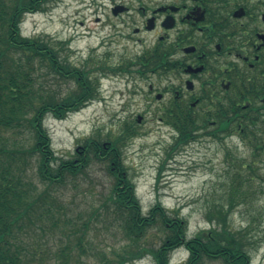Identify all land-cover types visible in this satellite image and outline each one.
<instances>
[{
    "label": "trees",
    "instance_id": "obj_1",
    "mask_svg": "<svg viewBox=\"0 0 264 264\" xmlns=\"http://www.w3.org/2000/svg\"><path fill=\"white\" fill-rule=\"evenodd\" d=\"M53 1L0 0V264H35L38 260L30 248L32 244L27 242L32 231H43L39 222L45 216L41 207L45 198L36 196L28 174L34 158L40 179L49 186H63L68 178L84 173L93 161L108 164V171L116 180L104 207L109 213L113 211L126 242L111 254L98 252L101 264H130L147 255L156 264H170L172 252L181 247L189 252L184 264H252L247 232H232L229 221L236 207L252 204V180L260 177L253 164L243 163L227 172L231 179L228 188L218 199L207 202L205 214L210 228L189 237L188 220L179 211L168 210L157 201L147 214L143 212L136 185L123 162L126 146L140 136L134 124L125 123L117 135L105 139L87 138L83 148L76 150L75 159L55 155L52 138L44 127L46 117L65 119L99 94L93 85L83 92L78 88L66 97L58 96L40 82L39 71L43 68L62 83L77 78L75 69L69 66L64 41L55 48L44 37L28 38L21 33L25 15L45 11ZM141 63L146 66V59ZM167 121L176 129L178 138L167 151L166 159L200 139L196 138L198 124L192 116L174 114ZM28 133L35 137L29 139L34 141L31 147L25 138ZM247 140L254 158L264 155V138ZM260 193L264 194V189ZM55 215H46L45 220L57 228L61 217ZM90 221L84 225L86 229ZM154 229L160 233L158 248L146 243L148 233ZM85 242L89 243L87 230L78 236L82 251ZM65 246L56 252V264H68L73 249Z\"/></svg>",
    "mask_w": 264,
    "mask_h": 264
},
{
    "label": "rangeland",
    "instance_id": "obj_2",
    "mask_svg": "<svg viewBox=\"0 0 264 264\" xmlns=\"http://www.w3.org/2000/svg\"><path fill=\"white\" fill-rule=\"evenodd\" d=\"M82 8V0H55L47 5L45 11L25 15L21 24L22 36L44 37L55 48L60 47V42L71 40L72 51L65 46V54L73 64L80 65L81 60L89 54L88 50L95 49L100 41L96 33L98 15L93 7ZM145 47L143 44H133L127 54H139ZM120 50V55H123L121 47ZM39 76L40 82L58 96L66 97L77 90L72 82L62 83L52 73H47L45 68L39 71ZM111 85V82H106L103 94L97 92L100 95L98 100L80 111L70 113L65 119H56L52 115L46 117L44 127L52 138L55 155L75 159L76 150L84 146L87 138L105 139L108 135H117L123 125L129 123L128 119L133 120V116L145 113L147 121L141 127L136 126L140 136L123 151L124 165L136 185V196L143 212L147 214L157 201L168 210L179 211L188 220L189 237L210 228L205 214L207 202L218 199L228 188L231 179L227 172L243 163L253 164L255 173L260 177L252 180V204L236 207L229 224L232 232H247L252 264H264V194L260 193L264 189V155L254 158L253 148L242 138L223 136L219 140V137L196 133V138L200 139L166 159L167 151L178 135L177 131L158 118L152 120V113H146L147 105L142 95H129L126 87H122L123 91H109ZM139 88L145 94L148 83L141 84ZM127 101L129 107L125 105ZM25 138L29 140L35 137L28 133ZM33 144L34 141L27 142L29 147ZM28 174L36 196L43 195L45 198L41 202L45 216L39 222L43 231H32L27 239L32 244V252L38 255L35 264H56V252L65 248L66 244L73 249V252L70 250L72 255L68 264H101L98 252L111 254L125 244L113 211L109 213L104 207L116 180L108 171L107 163L93 161L84 173L68 178L63 186H49L40 179L36 158L31 160ZM52 213L56 214V218L61 217L57 228L52 226L50 220H45L48 218L46 215ZM94 213L95 216H92ZM89 220L86 229L84 225ZM84 230L88 231L89 243L85 242V251H82L78 247V236ZM159 234L158 230H150L146 237L148 247L158 248ZM67 235L70 237L67 238ZM188 257L189 252L185 247L178 248L171 254V264H184ZM130 264L155 262L147 255Z\"/></svg>",
    "mask_w": 264,
    "mask_h": 264
},
{
    "label": "flooded vegetation",
    "instance_id": "obj_3",
    "mask_svg": "<svg viewBox=\"0 0 264 264\" xmlns=\"http://www.w3.org/2000/svg\"><path fill=\"white\" fill-rule=\"evenodd\" d=\"M82 6L98 15L100 41L80 65L69 58L75 89L96 85L103 94L111 82L109 91L126 87L142 95L152 120L168 125L169 116L189 115L198 135L264 138V0H82ZM133 44L145 50L130 56ZM146 118L128 122L138 128Z\"/></svg>",
    "mask_w": 264,
    "mask_h": 264
}]
</instances>
